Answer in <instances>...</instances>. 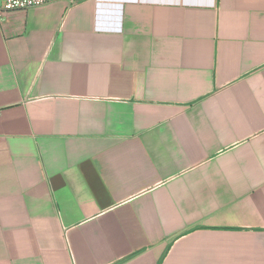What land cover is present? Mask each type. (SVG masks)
<instances>
[{
    "label": "crops",
    "instance_id": "0c3cea01",
    "mask_svg": "<svg viewBox=\"0 0 264 264\" xmlns=\"http://www.w3.org/2000/svg\"><path fill=\"white\" fill-rule=\"evenodd\" d=\"M0 264H264V0L3 12Z\"/></svg>",
    "mask_w": 264,
    "mask_h": 264
},
{
    "label": "built area",
    "instance_id": "2783aa9c",
    "mask_svg": "<svg viewBox=\"0 0 264 264\" xmlns=\"http://www.w3.org/2000/svg\"><path fill=\"white\" fill-rule=\"evenodd\" d=\"M54 1H64L73 5L85 0H0V16L3 12L15 9H28L31 7L41 6ZM100 1V0H95Z\"/></svg>",
    "mask_w": 264,
    "mask_h": 264
}]
</instances>
